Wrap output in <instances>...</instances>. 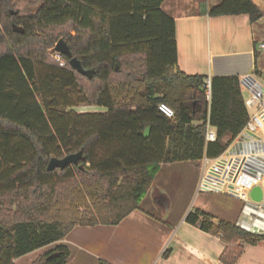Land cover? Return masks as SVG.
I'll return each instance as SVG.
<instances>
[{"label":"trees","instance_id":"obj_1","mask_svg":"<svg viewBox=\"0 0 264 264\" xmlns=\"http://www.w3.org/2000/svg\"><path fill=\"white\" fill-rule=\"evenodd\" d=\"M40 1L20 15L12 0H0V264L52 244L30 264H64L69 249L58 242L73 228L117 225L138 208L161 164L219 156L249 119L238 76L177 68L164 0ZM201 14L262 16L252 0H220ZM60 38L91 77L67 56L49 55ZM80 104L103 111H75ZM207 123L214 142H205ZM79 151L77 165L47 170L50 158ZM153 197L168 208L165 193ZM184 220L224 242L223 264L264 240L199 209Z\"/></svg>","mask_w":264,"mask_h":264},{"label":"crops","instance_id":"obj_2","mask_svg":"<svg viewBox=\"0 0 264 264\" xmlns=\"http://www.w3.org/2000/svg\"><path fill=\"white\" fill-rule=\"evenodd\" d=\"M219 1L164 0L161 9L175 21L177 68L187 75L202 74L207 78L238 76L246 99L249 92L245 83L264 86V48L258 45L264 42V0H252L262 12L255 22H250L246 14L217 17L201 14L203 6L210 7ZM157 173L138 208L120 223L113 226H76L60 240L58 244L69 249L64 264H97L100 259L111 264H156L160 258H164L163 264H221L219 256L225 244L218 236L210 237L214 243L209 246L189 235L175 234V227L184 224L189 212V201L197 181L188 192L179 191L178 197L184 203L180 218L183 215L184 218L169 223L173 198L156 183ZM155 189L165 193L169 199L168 208L164 209L165 218L158 223L155 222ZM146 202L147 210L143 208ZM187 224L191 229L196 227ZM198 230L208 236V233ZM172 239H176L180 247L168 254L166 247ZM220 241L222 244L216 245Z\"/></svg>","mask_w":264,"mask_h":264},{"label":"built area","instance_id":"obj_3","mask_svg":"<svg viewBox=\"0 0 264 264\" xmlns=\"http://www.w3.org/2000/svg\"><path fill=\"white\" fill-rule=\"evenodd\" d=\"M258 45L264 48V42ZM245 85L249 92L245 99L249 119L223 153L215 158H201L196 191L223 193L237 198L245 205L239 224L258 230L264 227V86L248 82ZM209 86L207 79V98ZM158 110L168 118L173 117V110L164 103L158 105ZM204 139L205 142L216 140L215 130L208 123ZM254 187L261 189L259 201L250 197Z\"/></svg>","mask_w":264,"mask_h":264},{"label":"rangeland","instance_id":"obj_4","mask_svg":"<svg viewBox=\"0 0 264 264\" xmlns=\"http://www.w3.org/2000/svg\"><path fill=\"white\" fill-rule=\"evenodd\" d=\"M12 2L16 5V10L19 11L20 15H24L27 13L34 12L38 5L41 3L40 0H12ZM61 39V38H60ZM56 44V43H55ZM55 46V45H54ZM54 46L49 50V55L55 59L56 61L60 60L59 53L54 50ZM63 61H61V64ZM78 112H86V111H103L102 108L97 106L89 105V104H80L77 107L73 108ZM201 159L197 162H175L173 164H161L158 169L156 183L163 186V190L168 192V195L173 198L171 209H170V217L169 223L175 222L181 216V212L184 206L181 198L179 199V191H189L195 181H198L199 173H200ZM146 195V194H145ZM151 195V193L149 194ZM152 199V198H151ZM181 202V203H180ZM148 202L143 204V208L147 210ZM244 203L238 200L237 198L230 196L228 194L223 193H213V192H197L194 190L190 201H189V211L193 212L197 209L206 211L207 213L213 216V222L216 223L219 220H229L234 224L237 223L242 210L244 209ZM161 218V219H160ZM165 218L164 209L159 207L155 202V222L158 223L159 220H163ZM184 218V215L180 218V220ZM180 222V221H179ZM178 222V224H179ZM170 226V225H169ZM181 226V227H180ZM175 227V234L178 236L181 235H189L192 238H196L201 242L208 244L209 246L214 243L210 238L212 235L208 234L205 236L204 234H200L198 227L191 229L187 222L184 221V224ZM180 227V228H179ZM198 231V232H197ZM216 243V242H215ZM222 244L221 241L217 242ZM215 246V245H214ZM53 247L49 245L45 248L37 249L33 252H30L18 259H16V264H30L32 260L42 254L44 251ZM180 247V244L176 239H172L171 242L168 243L166 249H168V254L173 251H177V248ZM163 259L160 258V262L156 264H163ZM220 262V261H219ZM223 264L222 262H220ZM235 264H264V240L260 241L256 247L253 246H245V251L238 259Z\"/></svg>","mask_w":264,"mask_h":264},{"label":"water","instance_id":"obj_5","mask_svg":"<svg viewBox=\"0 0 264 264\" xmlns=\"http://www.w3.org/2000/svg\"><path fill=\"white\" fill-rule=\"evenodd\" d=\"M12 28L15 32H23V29L21 27L12 25ZM54 50L59 53V54H63L65 56H67L69 58V64L70 66L75 69L78 73L86 76V77H91L93 70H85L82 68L80 61L76 58V57H72L71 56V52L69 50V47L67 46V44L65 43V41L63 39H59L57 41V43L54 46ZM82 157V153L76 152V153H71V154H67L65 156H63L62 158H56V157H52L50 158L48 164H47V170L51 171L54 169H63L66 166L69 165H77L79 160ZM250 197L255 200V201H259L262 197V192L261 189L259 187H254L252 188V190L250 191ZM237 227L251 233V234H262L264 233V227L261 229H250L248 227H245L243 225H240L239 222L237 221V223L235 224ZM55 256V253L50 254L48 258H51Z\"/></svg>","mask_w":264,"mask_h":264},{"label":"clouds","instance_id":"obj_6","mask_svg":"<svg viewBox=\"0 0 264 264\" xmlns=\"http://www.w3.org/2000/svg\"><path fill=\"white\" fill-rule=\"evenodd\" d=\"M169 115H171V113L169 112Z\"/></svg>","mask_w":264,"mask_h":264}]
</instances>
